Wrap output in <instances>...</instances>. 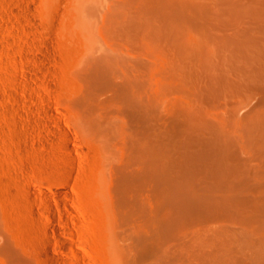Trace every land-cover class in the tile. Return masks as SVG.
<instances>
[{"label": "bare ground", "instance_id": "6f19581e", "mask_svg": "<svg viewBox=\"0 0 264 264\" xmlns=\"http://www.w3.org/2000/svg\"><path fill=\"white\" fill-rule=\"evenodd\" d=\"M78 6L79 23L102 50L92 56L91 89L79 104L83 103L80 108L88 129L104 137L114 156L125 161V172L119 171L120 165L119 170L114 168L120 192L116 202L130 205L137 216L149 209L138 192L147 183L155 185L153 192H157L152 219L135 229L139 243L134 239L144 248L135 262L144 264L148 256L160 254L158 241L144 237L143 232L151 228L190 245L191 238L197 246L210 245L214 251L207 264H232V260L264 264V183L258 186L253 168L244 164L253 159L264 164V0H78ZM114 80L113 104L135 114L134 122L137 119L140 126L128 121L134 132L112 121L111 101L98 100L95 90L99 93L101 86L107 90V83L113 85ZM224 103L223 116L214 106ZM166 116L177 132L168 127L161 133L160 127L153 126ZM174 141L180 153L173 152ZM194 143L199 152L190 150ZM181 148L192 155L184 156ZM66 149L75 163L74 150ZM237 152L249 160L242 161ZM182 154L181 165L175 163L173 157ZM200 168L213 178L209 188L203 181L193 183L195 173L196 178L205 177ZM201 185L205 189L198 188ZM253 188L263 191L250 199L247 194ZM250 208L257 212L251 213ZM49 209L55 219V209ZM132 218L124 213L120 221L128 223ZM198 219L206 231L192 235L189 227ZM211 222L220 224L208 226ZM44 239L49 244L51 235ZM205 248L199 258L210 254ZM48 259L66 264L53 253Z\"/></svg>", "mask_w": 264, "mask_h": 264}, {"label": "rangeland", "instance_id": "374dc122", "mask_svg": "<svg viewBox=\"0 0 264 264\" xmlns=\"http://www.w3.org/2000/svg\"><path fill=\"white\" fill-rule=\"evenodd\" d=\"M80 16L78 0H0V264H52L48 259L52 253L64 258L66 264H137L140 260L136 263L135 259L144 249L143 244H138L135 229L152 219L157 192L154 194L155 185L151 183L143 188L146 193L138 192L140 200L149 207L142 215L135 216L130 205L125 208L116 202L120 192L114 168L126 167L125 161L114 156L111 144L104 137L88 129L80 108L83 103L79 104L92 84V56L102 51L100 44L93 42L91 33L79 23ZM113 83H107L109 91L102 86L99 93L95 90L100 95L98 100L111 101L108 112L112 121L134 132L135 126L128 121L137 124V119L135 122L133 119L135 114L130 115V109L113 104L115 80ZM225 106L214 107L224 116ZM168 118L162 117L160 124L154 122L153 126L160 127L161 133L177 129ZM173 143V152L180 153L175 148L177 141ZM67 146L74 150L75 163ZM194 146L190 150L199 152L197 143ZM186 149H180L184 156L192 152ZM126 154H130L129 149ZM238 154L243 155L242 161L249 160L245 153ZM177 156L173 160L181 165L183 154ZM251 161L244 164L253 168L255 181L262 186L264 164L258 159ZM122 170L127 169L119 171ZM203 172L205 177L199 178L195 173L193 183L203 181L209 188L211 174ZM198 188L205 189L202 185ZM258 188L257 192L251 189L253 193L249 190L251 196L248 193L247 197L255 199L263 191ZM65 205L73 210L72 215ZM50 206L55 209L57 221ZM35 211L38 218L33 215ZM249 211L257 212L253 208ZM124 213L132 214L131 223L120 221ZM211 223L208 226L220 224ZM189 229L192 235L206 231L205 223L199 219ZM47 234L51 235L49 244L44 239ZM143 234L158 241L160 252L152 259L148 256L150 259L144 264H207L213 257L214 249L211 251L210 245L197 246L193 238L190 245L188 240L171 239L160 229H146ZM134 238H138V243ZM203 247L210 254L207 252L204 258H199ZM232 264L241 261L232 260Z\"/></svg>", "mask_w": 264, "mask_h": 264}]
</instances>
